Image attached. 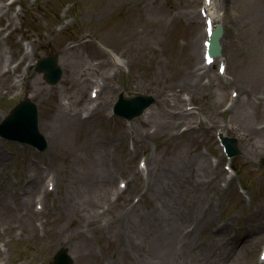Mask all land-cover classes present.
I'll return each instance as SVG.
<instances>
[{
	"label": "rangeland",
	"instance_id": "rangeland-1",
	"mask_svg": "<svg viewBox=\"0 0 264 264\" xmlns=\"http://www.w3.org/2000/svg\"><path fill=\"white\" fill-rule=\"evenodd\" d=\"M102 1L0 0V121L27 98L48 143L38 153L0 138V264H52L62 248L73 264H257L264 55L256 50L260 68L243 61L264 47V0H212L230 79L203 66L202 0H117L101 16ZM133 23L137 34H128ZM51 55L62 70L55 85L33 69ZM119 92L154 102L125 122L111 114ZM188 105L194 114H178ZM217 130L236 140V177L224 169ZM140 157L149 183L137 173ZM44 174L54 176L52 192ZM35 176L45 197L28 196ZM118 180L128 186L117 199Z\"/></svg>",
	"mask_w": 264,
	"mask_h": 264
},
{
	"label": "water",
	"instance_id": "water-1",
	"mask_svg": "<svg viewBox=\"0 0 264 264\" xmlns=\"http://www.w3.org/2000/svg\"><path fill=\"white\" fill-rule=\"evenodd\" d=\"M221 26L213 30L210 39L211 53L220 54L219 38L221 37ZM57 56L44 58L36 67V72H43V77L48 84L54 85L61 77V69L56 64ZM153 102L151 97L141 94H133L130 97L120 95L119 101L115 106L117 114L129 119L136 117ZM36 107L28 101L19 102L0 123V137L9 141H18L37 146L40 149L45 147V142L37 131L36 126ZM227 147L231 153L237 154L236 141L233 138H225ZM264 167V159L261 160ZM52 264H72L71 258L67 255L66 249H60L54 256Z\"/></svg>",
	"mask_w": 264,
	"mask_h": 264
},
{
	"label": "bare ground",
	"instance_id": "bare-ground-1",
	"mask_svg": "<svg viewBox=\"0 0 264 264\" xmlns=\"http://www.w3.org/2000/svg\"><path fill=\"white\" fill-rule=\"evenodd\" d=\"M116 3H117V0H103L98 6V8H100L99 9V13L101 14V16H105L109 12L110 8L113 5H117ZM207 11H208V16L212 19V26L214 27L215 24L218 22L217 19H216L217 16H216V14H214V12L212 11L211 7L208 8ZM124 30L128 34H130L131 32H134V34H137L136 30H134V23L131 24V26H125ZM245 43L246 42H244L242 45L244 46ZM256 50L259 53H261V54L263 53V55H264V47H254V48H251V49L247 50L245 52L246 58H244L245 60L243 61V65L246 68H255V67H258V66L262 65V58L257 57V51ZM120 67H121V65H120ZM258 68H260V67H258ZM12 89H14V88H12ZM178 114H181V113H178ZM187 114L188 113H184V115H187ZM61 115H62V113H61ZM74 116H77V114H74ZM149 117L150 116L146 117L145 122H148V118ZM148 172H149V169H148V166H147V173ZM149 174H150V172H149ZM41 176H43V173L41 174ZM38 183H39V181H38L36 176L31 179L30 188L28 189V196L31 197L32 199H34L36 196H38L40 194H43L41 188H39L40 184L38 185ZM147 183H149V180L147 181ZM146 185L147 184H145L144 186H146ZM44 196H45V194H44ZM25 202H27V200ZM29 215L31 217H34V218L37 217L36 213L33 212L32 210L29 211ZM210 215L211 214H209V216Z\"/></svg>",
	"mask_w": 264,
	"mask_h": 264
}]
</instances>
